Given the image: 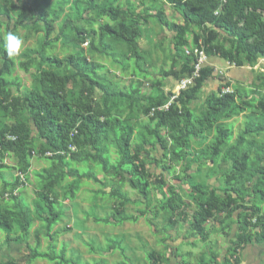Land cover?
<instances>
[{
  "label": "rangeland",
  "instance_id": "374dc122",
  "mask_svg": "<svg viewBox=\"0 0 264 264\" xmlns=\"http://www.w3.org/2000/svg\"><path fill=\"white\" fill-rule=\"evenodd\" d=\"M31 1H17V7H14L9 0H0V14H9L12 17L9 25L4 16L0 17V45L4 49L3 37L8 32L18 35L23 41L20 55L13 58L15 67L7 77V80L16 84L12 86L14 96L24 95L32 90L39 91L37 78L43 72L52 70L57 74L62 73L61 70L48 66V58L66 60L70 56H76L79 59L78 64L90 77H93L92 68L97 67L101 80L110 81L114 89L131 93L133 96L132 111L124 116L125 123L134 130L132 144L137 143L140 136H144L148 141V144L143 146L140 160L144 163L148 175L145 180L149 188L146 197H143L129 185L131 181L137 182L140 179L138 176L125 175L124 182L113 179L111 169L116 166V155L110 145L112 132L109 129L101 132L92 129L94 143L96 140L103 143L101 146L89 144L84 149V152L90 154L92 161L86 165L82 162L71 163L67 170L90 169V172L95 173L97 181L84 177H69L58 183L53 199L56 201L55 211L59 213L60 218L48 233L42 219L51 218L43 207L44 203L38 198L43 183L39 177L30 174L20 193L24 192L23 200L34 213L39 204L43 207L42 216L35 217L24 245L6 243V235L0 231V264H7L10 260L14 264H57L34 257V252L48 253L51 256L62 255L73 264H152L153 260L149 259L151 253L161 258L160 264H210L213 256H217L218 264H237L228 254L231 248L238 249L239 264H243L241 257L245 247L238 248L237 226L232 224L226 228L223 214H216L214 219L207 222L203 236L193 231L190 226L196 211L193 202L195 194L191 185L220 190L226 186L225 173L228 165L222 158L215 159L210 151L216 131H206L198 139H190L185 160L178 165L164 159L162 149L157 143L152 145V136L145 132L146 125L152 128L150 118L156 108L151 106V99L156 91L160 90L168 97L169 102L166 105L179 95L178 86L186 78L178 79L174 75L166 74H181L185 53L190 49L188 47L183 52H175L172 34L160 26L155 14L157 10L162 9L171 23L182 25L183 9L168 4L167 0H114V5L128 10L137 23V52L136 56H130L123 45L106 40L110 49L105 50L101 44L99 27L110 24V21L101 17L100 8L109 5L110 0H46L45 9L50 18L55 20L51 41L47 43L42 23L36 22L30 9L24 7V3ZM20 16L26 19L23 25L18 24ZM76 30L91 33L84 36L85 42L78 48L76 42L73 44L77 37ZM220 41L224 42L226 48L229 47L223 36ZM80 53H83L86 61L79 57ZM26 62L31 64L29 72L19 66V63ZM205 67L210 70L209 78L189 104V109L194 115L193 123L197 128L206 116L207 97L211 93L218 95V90L228 87L227 84L231 85L232 91L247 93L255 104L258 96L264 95V63L261 60L255 65L244 64L243 67L237 68L214 56L207 57ZM80 89L79 80L77 85L68 84L67 98L76 99ZM102 100L103 94L95 89L92 96L93 105H100ZM143 108H152L148 116L143 114ZM222 114L219 124L233 126L234 140L238 139V156H264L262 138L240 137L248 113L236 111L229 116L225 112ZM16 122V119L0 110V125H13ZM166 134V130L161 129V137L166 138ZM39 148V142H35V151ZM129 154L132 156V151ZM94 158L106 160L104 169L93 163ZM31 164V172L40 173L51 168V163L44 159L34 158ZM0 166L1 191L4 182L13 183L17 176L16 170L13 169L16 159L10 154L3 162L0 161ZM162 176L164 185L161 184ZM254 183L255 177L246 174L245 186L239 195L240 203L250 205L252 201L249 202L248 199L252 196L251 188ZM113 190H120L127 197L128 201L123 207H120L118 199L109 197ZM168 191L183 202V206L180 209L174 208V212L161 211L162 202L168 199L163 193ZM0 207H4V204L0 203ZM117 210L122 216L126 215L130 219L119 226L95 222L96 219L112 217ZM18 234L17 228L11 236ZM205 236L206 240L203 239ZM251 246L260 249L264 260V245Z\"/></svg>",
  "mask_w": 264,
  "mask_h": 264
},
{
  "label": "trees",
  "instance_id": "16d2710c",
  "mask_svg": "<svg viewBox=\"0 0 264 264\" xmlns=\"http://www.w3.org/2000/svg\"><path fill=\"white\" fill-rule=\"evenodd\" d=\"M9 1L17 7L15 3L20 0ZM110 1L109 5L100 8L101 17L110 21V24L99 27L101 44L105 50H108L110 44L106 40H109L123 45L130 56H136L139 37L136 20L128 10L115 6L114 0ZM167 2L184 11L182 25L171 23L162 9L157 10L155 14V19L160 26L172 34L171 40L175 52H183L188 47L202 48L207 57L218 56L237 68L243 67L244 64L255 65L264 59V0H167ZM45 6L46 0H32L24 3V7L30 9L35 21L42 23L44 39L47 43L51 41L55 20L50 18ZM1 16L6 18L7 25L12 21L9 14L1 13ZM25 22L26 19L20 16L18 24L23 25ZM36 26L34 23L35 28ZM76 32L77 37L73 44L75 45L76 42L78 48L84 44V36H89L91 33L81 30ZM222 36L229 47L226 48L223 45L224 42L220 41ZM79 57L86 61L83 53H80ZM0 60V110L17 120L13 125H0V161L3 162L11 154L16 159V166L13 169L25 175V180L32 173L40 178L43 186L38 193V198L44 203L43 207L51 218L42 219L48 233L60 218L59 213L55 211L56 201L53 199L54 189L58 183L69 177H84L97 181L95 173L90 172V169L67 170L71 163L82 162L86 165L87 162L92 161L90 154L84 152V149L89 144L101 146L103 143L98 140L94 143L92 129L95 132L108 129L112 132L110 145L116 155V166L111 169L113 179L124 182L125 175L138 176L140 179L137 182H129V185L139 195L146 197L149 185L145 178L148 175L144 163L140 160V154L148 141L144 136H140L134 146L132 144L134 130L126 125V117H124L127 112L132 111L131 93L116 90L112 82L101 80L95 66L92 68L93 77L88 76L78 64L79 59L76 56H70L66 60L48 58L46 60L48 66L55 67L62 73L57 74L52 70L43 72L37 78L40 84L39 91L32 90L27 94L14 96L12 86L16 84L7 80V77L15 67V62L12 57L7 56L1 45ZM193 63L194 58L186 55L180 70L181 74L170 72L166 76L187 78L193 72ZM19 66L25 72H29L31 64L19 63ZM209 73L210 70L204 67L195 84L181 91L167 109L158 110L168 104L169 99L162 91L157 90L151 99V106L156 108L150 118L152 128L146 125L145 132L152 136L151 144L157 143L162 149L164 159L178 165L185 160L190 139H198L206 131L215 130L216 137L210 151L215 159L222 158L228 165L225 173L226 186L220 190L191 185L192 192L195 194L193 202L196 207L191 229L203 236L207 222L214 219L216 214H223L226 228L232 224L237 226L238 248L253 244L264 245V156L244 154L239 157L238 139L234 140L233 126L219 124L223 112L227 116L236 111L247 112L243 131L240 134L241 139L262 138L264 143V95L258 96L255 104L245 92L233 91L231 94L222 95L219 89L218 95L211 93L207 97L206 116L197 128L193 123L194 115L189 109V104L204 87ZM78 80L81 83L79 96L69 100L66 88L68 84L77 85ZM17 88L19 90V85ZM95 89L103 94L102 103L97 106L92 103ZM151 109L143 108V114L148 116ZM21 118H23L22 121ZM161 129L166 130V138L161 137ZM73 130H77V135L71 139L70 134ZM35 142L40 144L38 151H35ZM71 143L76 146L77 151L70 156L44 157L47 152L56 153L67 150ZM130 151L133 153L132 156L129 154ZM34 158L49 161L51 168L40 173L31 172V161ZM93 163H97L103 169L107 165L106 160L100 158H94ZM246 174L255 177V183L251 188L252 196L248 199L249 202L252 201L250 205L239 202V195L245 186ZM162 179L161 184L164 185V176ZM20 186L18 177L13 183L2 184L0 203H3L4 207H0V231L6 235V243L14 242L24 245L35 217L42 216L43 207L39 204L34 213L19 195H13ZM6 193L10 194L8 199L4 198ZM163 196H168V199L162 202L161 211L174 212V208L180 209L183 206L182 200L172 192L163 193ZM109 197L118 199L120 207L128 201L120 190L111 191ZM129 219L117 210L112 217L96 219L95 222L119 226ZM17 228L19 234L12 237L11 233ZM203 239L206 240L207 236ZM228 254L239 264L237 248L229 249ZM34 257L57 262V264H73L65 260L62 255L51 256L48 253L34 252ZM213 257L210 264H218L217 256ZM149 259L153 260L152 264L161 263V258L157 254H149ZM7 264H14V262L10 260Z\"/></svg>",
  "mask_w": 264,
  "mask_h": 264
},
{
  "label": "built area",
  "instance_id": "2783aa9c",
  "mask_svg": "<svg viewBox=\"0 0 264 264\" xmlns=\"http://www.w3.org/2000/svg\"><path fill=\"white\" fill-rule=\"evenodd\" d=\"M187 56H192L194 58V63H193V72L192 74L187 77L185 80L181 81L179 86H178V93H180L181 91H185L187 89H189L190 87H192L195 84V81L200 77V73L202 71V69L205 67L206 63H207V56L204 52V50L202 48H190L189 50L186 51L185 53ZM264 62V59L261 60ZM233 93V91L231 90V85H229L226 88H223L221 90V94H231ZM170 105V104H169ZM169 105H166L165 108H161V109H167L169 107ZM158 109V110H161ZM155 110L152 111V113H154ZM77 135V130H73L72 133L70 134L71 139H74V137ZM9 139L11 140H15V138H11L9 137ZM77 151V148L74 144H70L67 148V150L61 151V152H56V153H51V152H47L44 154V157H53L54 155H61V156H70L71 153H75ZM20 180V188L17 189L13 195H18L19 190L23 187L26 186L25 184V175L21 174V173H17V176ZM10 197L9 193H6L4 195L5 199H8Z\"/></svg>",
  "mask_w": 264,
  "mask_h": 264
},
{
  "label": "clouds",
  "instance_id": "9594fccd",
  "mask_svg": "<svg viewBox=\"0 0 264 264\" xmlns=\"http://www.w3.org/2000/svg\"><path fill=\"white\" fill-rule=\"evenodd\" d=\"M3 41V47L8 57L14 58L20 55L23 46V41L18 35L12 32H8L3 37Z\"/></svg>",
  "mask_w": 264,
  "mask_h": 264
},
{
  "label": "crops",
  "instance_id": "0c3cea01",
  "mask_svg": "<svg viewBox=\"0 0 264 264\" xmlns=\"http://www.w3.org/2000/svg\"><path fill=\"white\" fill-rule=\"evenodd\" d=\"M18 193H20V190ZM23 193L24 192H21L20 195L18 194L22 199L25 198L24 195H22ZM241 259H242L243 264H263L264 263V260L260 255V249L255 246H250L247 248L245 247V249L242 252Z\"/></svg>",
  "mask_w": 264,
  "mask_h": 264
},
{
  "label": "bare ground",
  "instance_id": "6f19581e",
  "mask_svg": "<svg viewBox=\"0 0 264 264\" xmlns=\"http://www.w3.org/2000/svg\"><path fill=\"white\" fill-rule=\"evenodd\" d=\"M261 65V64H260Z\"/></svg>",
  "mask_w": 264,
  "mask_h": 264
}]
</instances>
